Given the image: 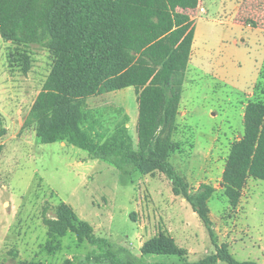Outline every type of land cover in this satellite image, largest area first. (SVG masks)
I'll list each match as a JSON object with an SVG mask.
<instances>
[{
	"label": "rangeland",
	"instance_id": "1",
	"mask_svg": "<svg viewBox=\"0 0 264 264\" xmlns=\"http://www.w3.org/2000/svg\"><path fill=\"white\" fill-rule=\"evenodd\" d=\"M189 14L195 22L194 48L182 116L173 135L178 150L170 162L191 191L201 184L216 188L208 203L215 237L192 207L173 194L164 174L119 171L64 142L41 143L24 124L50 74L53 56L42 46H18L0 35V117L7 129L0 137V145L5 143L0 160V264L85 260L93 247L87 242L78 247L72 233L60 239L63 250L56 255L42 253L48 232L44 211L53 217L60 202L72 206L126 262L193 263L227 245L238 261L264 264V181L249 179L237 208L221 186L231 146L244 134L246 106L264 103V0H198ZM88 104L109 128L122 118L117 110H126L136 138L139 106L133 87L91 97ZM160 232L175 239L186 251L184 258L142 253L143 244Z\"/></svg>",
	"mask_w": 264,
	"mask_h": 264
},
{
	"label": "trees",
	"instance_id": "2",
	"mask_svg": "<svg viewBox=\"0 0 264 264\" xmlns=\"http://www.w3.org/2000/svg\"><path fill=\"white\" fill-rule=\"evenodd\" d=\"M197 4L198 0H0V35L18 46H42L53 56L50 74L24 127H32L43 144L64 142L119 171L134 168L143 176L164 174L173 194L192 207L213 239L208 203L216 188L201 184L191 191L170 162L178 150L173 135L195 39L189 10ZM130 87L136 91L139 106L136 141L127 127L130 118L125 110H117L122 118L109 128L88 104L91 97ZM244 127L242 138L231 146L221 183L233 208L239 206L249 179L264 181V103L246 106ZM6 134L0 117V137ZM4 151L2 144L0 160ZM45 211V251L60 250V238L70 233L79 243L93 247L84 261L67 259L63 264H135L121 259L69 204L60 202L53 217ZM141 251L144 255H186L167 232L150 238ZM219 262L258 264L238 261L227 245L197 262L183 264Z\"/></svg>",
	"mask_w": 264,
	"mask_h": 264
},
{
	"label": "crops",
	"instance_id": "3",
	"mask_svg": "<svg viewBox=\"0 0 264 264\" xmlns=\"http://www.w3.org/2000/svg\"><path fill=\"white\" fill-rule=\"evenodd\" d=\"M193 19V18H192ZM194 20V19H193ZM194 24H195V22H194ZM195 40V39H194ZM193 48H194V43H193V47H192V53H193ZM192 56V55H191ZM108 94V93H107ZM181 106H182V99H181V104H180V109H179V114H178V117H177V123H178V119L180 118V116H182V110H181ZM125 114H127L128 116H129V118H130V115L127 113V111L125 110V112H124ZM130 124H131V118H130V121H129V123L127 124V127L129 128V131H130V134H131V129H130ZM132 135V134H131ZM133 137V136H132ZM134 138V137H133ZM136 138H137V132H136ZM136 138H134V139H136ZM2 145V144H1ZM3 145L5 146V143H3ZM62 145H64V144H62ZM3 157V156H2ZM91 160V159H90ZM2 161V160H1ZM137 213H139V209L136 211ZM133 220L135 219V215H131L130 216ZM81 218V217H80ZM171 233V232H170ZM69 235V234H68ZM67 235V236H68ZM66 236V237H67ZM64 238V237H63ZM61 239V238H60ZM47 241H48V232H47V240L45 241V243H44V245H42V253H44V254H47V255H49V256H53V255H56L58 252H60V251H62L63 249V247H62V244H61V241H60V250H57V251H55L54 253H48L47 251H45V246H46V244H47ZM86 243V242H85ZM80 243L79 242H77V245H78V247L80 246V245H82V243L79 245ZM33 261H35V262H37L38 260H33Z\"/></svg>",
	"mask_w": 264,
	"mask_h": 264
},
{
	"label": "built area",
	"instance_id": "4",
	"mask_svg": "<svg viewBox=\"0 0 264 264\" xmlns=\"http://www.w3.org/2000/svg\"><path fill=\"white\" fill-rule=\"evenodd\" d=\"M201 12H205V9L204 8H201Z\"/></svg>",
	"mask_w": 264,
	"mask_h": 264
}]
</instances>
